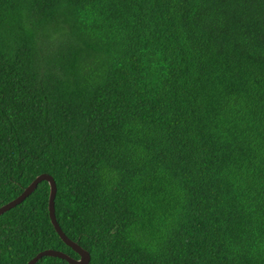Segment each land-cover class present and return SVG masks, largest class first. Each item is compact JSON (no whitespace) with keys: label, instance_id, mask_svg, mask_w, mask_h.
Segmentation results:
<instances>
[{"label":"trees","instance_id":"1","mask_svg":"<svg viewBox=\"0 0 264 264\" xmlns=\"http://www.w3.org/2000/svg\"><path fill=\"white\" fill-rule=\"evenodd\" d=\"M41 174L89 264H264V0H0V207ZM49 195L0 264L79 258Z\"/></svg>","mask_w":264,"mask_h":264},{"label":"water","instance_id":"2","mask_svg":"<svg viewBox=\"0 0 264 264\" xmlns=\"http://www.w3.org/2000/svg\"><path fill=\"white\" fill-rule=\"evenodd\" d=\"M48 182L50 186V195H49V216L51 219V223L53 224L57 234L60 236L62 241L70 247L74 252H76L79 255V258H73L69 256L68 254L64 253L63 251L59 250H54V249H49V250H44L37 254L32 260H30L27 264H36L41 258L44 256L48 257H54V258H59L62 260L67 261L69 264H89L91 261V255L90 253L83 249L79 244L76 242H73L70 240L61 227L59 226L56 218V213H55V198L57 194V185L55 180L51 175L48 174H41L39 175L25 190L24 192L19 195L17 198L14 200L10 201L9 203L3 205L0 207V216L7 211L13 209L17 205L21 204L32 192L35 191L37 186L41 182Z\"/></svg>","mask_w":264,"mask_h":264}]
</instances>
